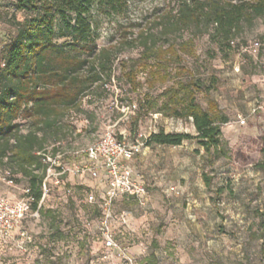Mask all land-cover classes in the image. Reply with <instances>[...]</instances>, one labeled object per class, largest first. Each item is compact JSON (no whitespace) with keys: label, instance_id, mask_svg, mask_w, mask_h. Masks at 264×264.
<instances>
[{"label":"rangeland","instance_id":"1","mask_svg":"<svg viewBox=\"0 0 264 264\" xmlns=\"http://www.w3.org/2000/svg\"><path fill=\"white\" fill-rule=\"evenodd\" d=\"M178 5L179 0H124L118 11L93 8L94 45L109 49L111 82L92 86L79 107L64 110L54 128L39 131L46 138L42 153L61 152L70 167L84 163L88 156L74 158V151L92 145L109 127L139 146L130 165L148 189L145 204L124 197L112 207L118 216L128 214L125 223L115 219L112 229L135 264H264V16L244 26L228 46L211 37L213 28L207 24L164 36L163 26L173 20ZM15 15L25 16L16 11L15 0H0V67ZM142 34H154L164 48L167 40L193 38L195 54H182L180 63H170L162 54L143 67L135 62L143 51ZM66 40L57 38L59 43ZM182 66L210 86L207 93L197 94L201 105L208 108L213 100L228 117L222 125L228 156L213 165L196 140L148 145L161 130L196 134L191 119L138 111L145 94L157 97L174 83L157 78L156 67L175 73ZM130 68L140 82L135 91L123 78ZM18 121L24 131L30 126V121ZM204 175L211 178V187ZM9 177L21 188L30 186L21 173L0 167V195L20 192L8 184ZM104 191L105 184L91 176L66 175L64 184L46 196L38 216L24 222L29 240L18 232L0 240V264H126L121 258L100 257L97 226ZM90 194L97 202L89 201Z\"/></svg>","mask_w":264,"mask_h":264},{"label":"trees","instance_id":"2","mask_svg":"<svg viewBox=\"0 0 264 264\" xmlns=\"http://www.w3.org/2000/svg\"><path fill=\"white\" fill-rule=\"evenodd\" d=\"M123 2L15 0L16 11L25 16L13 17L14 32L0 67V167H8L28 179L35 198L34 210L42 198L46 171L42 156L46 138L39 131L54 128L64 110L79 107L92 86L111 82L109 49L96 50L91 14L95 6L118 11ZM262 16L264 0H179L173 20L164 24L162 33L169 36L190 26L201 28L207 24L213 28L212 38L231 46L232 39L244 26H252ZM142 37L143 51L135 62L143 67L158 55L164 54L170 63H180L182 54H195L193 38L180 43L167 40L168 46L164 48L165 44L158 45L154 34ZM57 38L69 40L59 43ZM126 70L125 82L132 90H138L136 71ZM153 74L163 83L171 79L174 83L157 97L145 94L138 101V111L191 119L196 134L161 130L150 137L148 145L180 146L184 141L196 140L208 163L213 165L227 157L222 125L228 122V117L215 101L210 100L208 108H204L197 99V94L207 93L210 86L185 66L175 73L156 67ZM20 119L30 121L26 131ZM204 180L211 187L208 175H204ZM261 227L264 248V221Z\"/></svg>","mask_w":264,"mask_h":264},{"label":"built area","instance_id":"3","mask_svg":"<svg viewBox=\"0 0 264 264\" xmlns=\"http://www.w3.org/2000/svg\"><path fill=\"white\" fill-rule=\"evenodd\" d=\"M258 45L255 43V46ZM138 151V145L127 143L109 127L92 145L76 151L78 155L81 153L88 156L84 163L70 167L64 161L61 152L56 154L50 151L42 153L46 171L42 182L43 194L38 208L33 209L35 198L32 189L19 187L15 184V179L9 177L8 184L20 189V192L0 195V240L6 241L13 237L15 232L29 240L30 236L24 228V222L30 217L38 216L46 196L64 184L66 175H78L80 177L88 175L105 184L100 205L102 215L97 226L98 241L102 249L101 259L112 261L115 258H121L125 260L126 264H135L134 257L129 251L122 249L117 240L116 232L112 229L115 219L125 223L128 214L122 212L118 216L112 207L118 199L124 197H133L139 204H145L148 189L135 178L133 169L129 164ZM66 192L71 193V189H66ZM89 201L97 202L94 194L89 195Z\"/></svg>","mask_w":264,"mask_h":264},{"label":"crops","instance_id":"4","mask_svg":"<svg viewBox=\"0 0 264 264\" xmlns=\"http://www.w3.org/2000/svg\"><path fill=\"white\" fill-rule=\"evenodd\" d=\"M78 151V150H77ZM78 154H76V151H74V158H77ZM130 164V163H129Z\"/></svg>","mask_w":264,"mask_h":264}]
</instances>
